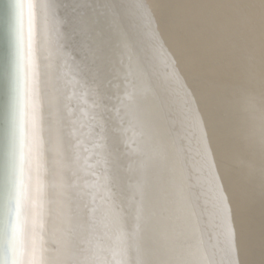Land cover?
<instances>
[{"label":"bare ground","instance_id":"obj_1","mask_svg":"<svg viewBox=\"0 0 264 264\" xmlns=\"http://www.w3.org/2000/svg\"><path fill=\"white\" fill-rule=\"evenodd\" d=\"M100 1L93 21L106 27L77 44L78 4L32 0L33 76L28 52H19L21 40L28 41V0H0V264L28 261L33 253L39 259L42 242L53 264L72 252L70 239L78 243L59 203L65 196L72 211L82 163L73 124L88 110L96 72L106 76L104 89L111 85L121 95L124 89L132 107L128 138L117 139L103 162L113 176H104L109 192L102 191V210L111 212L116 230L126 239L132 229L155 236L156 264H264V0H139L141 16L127 32L131 47L117 46L119 59L107 39L119 2ZM125 3L127 17L137 1ZM190 4L252 6L242 9L245 22L227 34L210 65L192 56L176 26L177 8ZM161 84L169 107L158 96ZM124 99L115 102L122 106ZM65 147L60 177L56 164ZM118 186L127 197L128 225L140 209L136 226L123 228Z\"/></svg>","mask_w":264,"mask_h":264},{"label":"water","instance_id":"obj_2","mask_svg":"<svg viewBox=\"0 0 264 264\" xmlns=\"http://www.w3.org/2000/svg\"><path fill=\"white\" fill-rule=\"evenodd\" d=\"M117 1L119 2L118 8L115 7L117 11H113V10L111 11L110 16L112 17V20L111 23L107 24L108 28H110L107 39L109 45L112 46L116 45L114 51L115 52L114 58L119 59V54H118L119 52L117 50V46H122V48H124V51H126V49H129L131 47L127 42V40L129 41L130 38V36L127 35V32L129 30L133 31V28H136L137 26V22L139 20L138 14L141 16V12H140L141 3L139 2V0H136L137 7L134 6L133 4L134 7L133 8L131 7V11L129 13L127 12V17H126L124 13L125 11L124 4H126L127 6V3H125V0H117ZM72 2L75 3L76 7L78 4V8H76V10L78 11L77 12L78 16L73 15V19H75L73 20L75 32L72 31V33H74V36H76L77 44L78 42L79 43L88 42V36L90 35L94 36V32H96V34L98 35L97 32H101V29L104 26L106 27V23H104L103 21L101 22L99 18L98 20L101 22L100 25L98 24L97 21L96 22L93 21L95 20L94 19L95 13L98 12L97 7L101 6V4H99V2L101 1L72 0ZM109 4L110 6L108 5L106 7L107 10L112 5L114 6V2H109ZM118 19L121 20V23H119ZM113 20L116 22L113 23ZM109 35H111L110 38ZM20 51L28 52L27 40L25 39L21 40L19 52ZM79 53L80 52H78V54ZM129 56L130 55L128 54L126 58H128ZM112 58L113 57L111 56V59ZM129 60L130 63H133L134 64L133 66H135L136 62L134 63V57L131 58L129 57ZM110 61L111 60L108 59V64L105 65L107 68L109 66ZM111 68L113 67L109 68L110 75L111 73H114L112 72ZM157 70L158 67L156 66V76H157ZM99 71L101 72V70ZM158 72L160 71L158 70ZM94 75H95V79L93 82H94V86L96 85L95 86L96 88L94 87L95 89L93 91H91L90 88H88L89 96H88V101H86L87 103L86 108L88 106L87 108L88 110L85 113V116L80 115V117L78 118V122L75 125L73 124L74 134H75V138L74 137L73 138L76 141L78 140L77 144L79 146L78 148L79 163L81 160L82 163H80L81 167L80 165L78 167L79 169V171L77 172L78 177L75 176V178H77L76 184H74V192H76V198L75 200H72V205H71L72 211L68 212L67 200H64L65 196L61 198V204L59 203V207H60L59 212H61V215H64L63 217L64 221H65V216L69 214L68 216L70 218H68V224L70 225L71 223L73 225V231L77 234L78 243H77V239L76 242L74 239L72 240L70 239V241L74 245L72 252H70L71 251L70 250L67 251L65 255L56 257L58 262H56V259H54L53 264H65L63 260L65 261L66 259H68L70 262L72 260L73 262L71 264H156V249L160 243V242L156 243V239H155L156 237L155 236L153 237L152 235H149V237H145V238L139 237L138 231L132 229L130 232V237L126 239V236L124 235L122 230L121 229L116 230V227H114L113 224L111 223L113 222L110 216L111 212L107 213L106 215L105 209L102 210V203L104 202V199L102 197L103 196L102 191L104 190L105 193L109 192L108 189L109 182H107L106 180L112 175V173H110L109 167L107 166L103 167V162H106V160L112 158L111 150L113 148H116L117 139L126 140L128 138L127 134L130 132V127L132 126V124H129L131 119L130 109L132 107L128 109V105L126 103H129V99H128V95L124 94L125 93L124 89L122 91L123 95H121L120 92L117 91V89L115 88L113 89L111 85L109 88L110 91L106 90L104 89V84H103L105 82L104 79L106 78V76L105 78H103V73L99 75L97 72ZM156 81L158 80L156 79ZM110 82H111V77H110ZM35 84L37 85L35 81L31 83V85L33 86ZM88 86H90L89 82H88ZM91 86L93 89V85ZM161 87L162 90L161 91L159 90L158 96L161 100L162 106L164 105L165 107H167L169 104V102H167L168 100L167 99L168 95L166 92L167 88L165 86L163 87L162 84ZM116 96L119 98L120 97L126 98L124 99L123 102H121L122 106L120 104L118 105L117 102H115ZM85 97L87 98V96ZM96 97H97V101H95ZM162 97L165 98L164 101L161 99ZM90 106H92V108L95 109V111H92ZM166 112L168 113L167 108H166ZM161 115H162L161 112H159V117H161ZM63 147L64 146L60 147L61 151ZM64 149H66L63 154V157L65 159L64 158H62V160L58 159V164H56V168L60 167L58 170L60 177L61 175L63 176L62 172L64 173L63 171L64 168L62 167L63 166L62 163L65 164V161H67L66 157L64 156L67 153V147H65ZM87 164L89 166L90 175L89 177L88 176L84 177L83 169L85 170ZM115 164L116 162H114L112 166L113 165L115 166ZM68 166L71 167V165ZM72 168H70V170ZM106 168H107V173L106 172L104 173ZM87 171L88 169L86 170V172ZM86 174L87 173H85V175ZM105 174L108 175L106 180L104 178ZM113 174L115 175L114 171ZM71 180L73 181V179L70 178V181ZM62 183L63 181L60 179V182L58 183L60 184L59 186L60 190ZM11 184L13 185V189H14V186H17L16 180L11 179ZM117 188H118L117 191L120 192V197L118 196V201L121 204L122 208L126 207L124 208V212H122V217H121V220L124 223L123 228H125V225H127L128 227L132 225L136 226V223L138 224V220L141 222L140 209L138 210V206L135 207V209H133V216L131 211L130 215L132 216L131 221L133 224L131 225L129 224L130 225L129 226L127 224L129 223V219L126 218L127 213L125 212V209L127 210V212L129 210V206L127 205L128 204L127 197L124 194V192L120 191L119 186ZM62 196L63 194L61 195V197ZM66 222L65 224H67ZM169 222L172 223L171 221ZM171 225H168V228L166 229H171L170 228ZM162 228H164V225L162 226ZM116 235L119 236L120 239L119 241L115 239ZM159 239L161 241L162 236H160ZM125 240L126 243H124ZM64 249L68 250L67 245H65ZM153 258H155V260H152Z\"/></svg>","mask_w":264,"mask_h":264},{"label":"snow or ice","instance_id":"obj_3","mask_svg":"<svg viewBox=\"0 0 264 264\" xmlns=\"http://www.w3.org/2000/svg\"><path fill=\"white\" fill-rule=\"evenodd\" d=\"M28 65L35 75V58L32 51L33 25L35 20L32 0H28ZM251 5H204L190 4L179 6L175 12L176 26L179 33L189 46L192 56L202 65H210L222 44L226 41L227 34L235 27L244 23V8ZM14 264H47L43 242L40 245L39 259L33 253V258L28 261L17 260Z\"/></svg>","mask_w":264,"mask_h":264},{"label":"rangeland","instance_id":"obj_4","mask_svg":"<svg viewBox=\"0 0 264 264\" xmlns=\"http://www.w3.org/2000/svg\"><path fill=\"white\" fill-rule=\"evenodd\" d=\"M70 47H73V48H74L75 46L72 44V45H70ZM73 48H72V49H73Z\"/></svg>","mask_w":264,"mask_h":264}]
</instances>
